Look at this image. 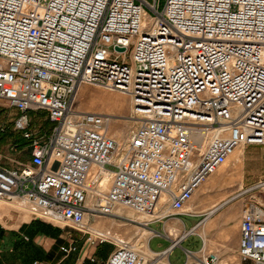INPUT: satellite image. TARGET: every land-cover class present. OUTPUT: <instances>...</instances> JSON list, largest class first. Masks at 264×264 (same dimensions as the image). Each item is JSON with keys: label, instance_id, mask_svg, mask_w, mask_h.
Masks as SVG:
<instances>
[{"label": "built area", "instance_id": "1", "mask_svg": "<svg viewBox=\"0 0 264 264\" xmlns=\"http://www.w3.org/2000/svg\"><path fill=\"white\" fill-rule=\"evenodd\" d=\"M159 6L0 0V103L28 142L27 160L0 164V204L78 232L90 264L104 244V264H169V251L148 257L93 221L118 208L145 225L178 218L236 148L264 147V0ZM101 92L128 108L120 135ZM31 116L51 127L34 135ZM94 167L103 176L90 185ZM263 192L264 179L237 194L257 196L242 206L237 262L225 264H264ZM184 264L222 263L212 253Z\"/></svg>", "mask_w": 264, "mask_h": 264}, {"label": "crops", "instance_id": "2", "mask_svg": "<svg viewBox=\"0 0 264 264\" xmlns=\"http://www.w3.org/2000/svg\"><path fill=\"white\" fill-rule=\"evenodd\" d=\"M248 147L249 146H244L237 149L236 154L228 161V163L230 162L229 165L227 167H222L220 171L215 173V175L219 174L221 178L218 186L208 185L201 188V191L199 190L192 200L194 205L196 202L200 201V199L208 202L212 198L219 199V197L225 196L216 203L218 205H214L201 213L198 211L188 212L185 209L178 218L169 217L162 222H153L147 225L137 223L136 221H130L131 227L140 228L143 232L122 230L121 234H125V237L131 236L128 242L148 257H153L155 253L169 251L166 258L162 259L163 263L167 262L171 264L169 258L171 251L181 243L187 241L191 242L192 248H188L186 254L190 252L193 253L194 256H186L185 262H192L212 253L218 256L222 264L237 260L239 223L235 225L232 223L234 219L232 208L227 210L223 209L226 208L228 204L236 201L235 198L241 190L264 179L263 171H257L255 170L256 168L254 169L251 167V169L247 166L244 158L245 151ZM104 177L107 178L108 176L106 175ZM0 206V223L3 224L1 227L3 230L11 232V237L8 239L11 241L14 239L15 241L17 239L22 240L23 238H27L26 235L30 236L33 245L40 247L38 249L43 254L44 259H46V264H71L69 262L70 260L74 261V264H81V262L87 260L89 254H91L90 245L84 241L81 234H78L79 238L68 243L64 239V235H67L66 232H63L64 228L36 220L28 214L9 206H4V204H0ZM242 206L243 204L241 208ZM202 216L205 217L204 220L200 221V219H197ZM184 217L192 220L189 228L184 222ZM98 218L93 221L95 226L98 223ZM235 218L239 219V216ZM109 219L113 221L112 230L118 231L119 233V228L114 223L115 220L113 218ZM154 225H156L157 228L154 229ZM157 238L164 240L167 246L163 247V243H158L157 249H152L151 243ZM6 241L9 242L8 240ZM29 241L28 239V242ZM72 244L76 247V251L68 257L63 256L59 250L60 247L70 246ZM101 246H99L95 252V257L98 261L97 264H104L111 253L109 252L106 255L103 254V251L100 249ZM77 259L79 260L78 262H76Z\"/></svg>", "mask_w": 264, "mask_h": 264}, {"label": "rangeland", "instance_id": "3", "mask_svg": "<svg viewBox=\"0 0 264 264\" xmlns=\"http://www.w3.org/2000/svg\"><path fill=\"white\" fill-rule=\"evenodd\" d=\"M166 0H159L160 3V9L163 8L165 5ZM104 96H112V94L101 92L99 99H98V105L104 110H107V116L110 119V123L112 124V131L116 132L114 134H121L123 133L128 125H129V119H128V108L126 107L124 111V114L121 115V101L119 100V97H115L114 99L117 101V104H113L112 102L107 101V98L105 99ZM125 107V106H124ZM15 118V112L7 105L0 103V128H3V133H0V164L5 167H17L18 163H22L25 160H27V145L28 142L22 140V136L20 133L13 132L12 129V121ZM31 122L29 129L31 130V133L34 135H38V131H46L51 127L50 124L43 118L42 116H31L30 117ZM245 161L247 163L248 167H253L257 171H263L264 172V148L263 147H254L249 146L247 150L245 151ZM230 163V162H229ZM229 163L224 166L227 167ZM252 169V168H251ZM104 180H102V183H105V180L107 181L108 178L103 177ZM221 178L219 177V174L215 175L204 187L208 185L212 186H218L220 183ZM203 187V188H204ZM201 191V190H200ZM264 194V192H263ZM256 193H251L248 196H244L241 199H238L226 206L223 210H227L229 208H232L234 213V219H233V225L239 223L240 216H241V205L244 202L250 201V200H256ZM264 196V195H262ZM225 196L219 197V199L212 198L208 202L203 201L200 199V201L196 202L193 205V201L185 208L188 212H196L199 213L206 211L207 209L211 208L214 205H218V203L221 199H223ZM264 200V199H263ZM3 205V204H2ZM6 206V205H4ZM1 207V206H0ZM116 217H99L98 223L94 227L100 229V230H111L119 239H122L124 241H129L131 236L125 237L123 234H121L122 230H134V232H140L143 231L140 228H133L130 226V221H136L137 223L144 224V218L141 216H138L134 214L131 211L123 210V209H115L114 210ZM121 212V213H119ZM239 216V219H236L235 217ZM109 218H113L115 221V225L119 228L116 232L113 231V221ZM186 225L191 226L192 220L190 218H183ZM197 219H200V221L204 220L205 217H198ZM3 224L0 223V264H46V259H44L43 254L39 251L38 246H34L31 242L30 236L26 235V237L30 240L28 242L27 238H23L22 240L17 239L14 241L9 240L11 237V232L8 230H3L2 226ZM60 227V226H58ZM110 228V229H109ZM153 228H157L156 225L153 226ZM63 232H66L67 235H64V239L69 243L71 241H74L75 239L79 238V233L74 231L73 229H70L68 227H65ZM9 238V239H8ZM139 238V237H138ZM8 240L9 242H7ZM136 240V239H135ZM82 243V242H80ZM158 243H163V247H166L167 244L162 239H154L151 243L152 249H157ZM188 248H192L191 242L187 241L184 243H181L179 246L175 247L169 256L170 263L171 264H184L186 261V250ZM103 251V254H108L113 250V247L109 244H104L100 248ZM79 260L77 259L76 262ZM234 261V260H232ZM71 264H74V261H69ZM235 263L237 260L234 261ZM98 263V261H97ZM95 263V264H97ZM81 264H90L87 262V260H84L81 262ZM92 264V263H91Z\"/></svg>", "mask_w": 264, "mask_h": 264}, {"label": "bare ground", "instance_id": "4", "mask_svg": "<svg viewBox=\"0 0 264 264\" xmlns=\"http://www.w3.org/2000/svg\"><path fill=\"white\" fill-rule=\"evenodd\" d=\"M114 96L112 95V96H104V98L106 99L107 98V101H109V102H112L113 104H117V101L113 98ZM116 97V96H115ZM239 148H241V147H238V148H236L235 150H234V152H233V154H232V156L231 157H233L235 154H236V151H237V149H239ZM230 157V158H231ZM230 158H229V160H230ZM228 160V161H229ZM228 161L223 165V166H221L216 172H218V171H220L221 170V168L222 167H224L227 163H228ZM101 176H103V174L101 173V171L100 170H98L97 168H92L91 169V171H90V175H89V181H88V183L90 184V185H93L95 182H96V180L98 179V178H100ZM254 200V199H253ZM255 201V200H254ZM119 213H121V212H119ZM212 214V213H211ZM120 240H122V239H120Z\"/></svg>", "mask_w": 264, "mask_h": 264}]
</instances>
